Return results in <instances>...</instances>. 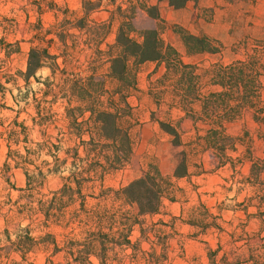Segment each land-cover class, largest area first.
Here are the masks:
<instances>
[{
  "label": "trees",
  "instance_id": "16d2710c",
  "mask_svg": "<svg viewBox=\"0 0 264 264\" xmlns=\"http://www.w3.org/2000/svg\"><path fill=\"white\" fill-rule=\"evenodd\" d=\"M168 1L176 9L186 2ZM143 11L160 21L155 6L146 7ZM69 14L71 19L65 14L68 17L48 29L37 24L39 27L28 40L36 44L27 52L24 70L13 72L7 65L13 60V55L21 53L19 42L10 43L5 37H0V99H4L11 90L8 85L14 86L19 96L14 98V103H22V111L33 106L31 120L34 127L40 128L41 134L57 124L48 113L59 101L63 105V119L66 121V125L58 130L60 137H56V143L49 136L35 144L29 140V128L24 122L13 121L5 132L7 160L16 166L26 164L32 145H46L50 150L55 148L59 151L63 140L74 142V146L65 151L72 158L73 169L62 177L64 183L59 190L47 194L33 193L37 185L40 187L44 183L47 175L61 172L59 162L64 165L65 160L60 161L56 154L52 155L54 165L47 169V173L35 169L29 177L26 170L28 189L22 192H27V202L20 205L16 201L8 212L23 216L28 224L22 227L19 222L13 231L5 228L0 232V262L34 264L29 261L28 255L52 245V255L45 259L44 264H173L169 243L172 235L162 230L170 225L161 221H145L146 216L160 213L164 200L174 201L171 177L150 167L117 189L103 187L104 178L124 169L131 159L136 122L129 98L138 92L137 67L146 62L156 64L150 75L155 78H150L148 82L149 94L154 97L155 104L160 106L166 102L170 109L184 112L193 121L196 131L195 141L190 144L198 147L203 142L205 148L213 150L220 163H224L236 141L227 134V125L240 118L244 111H250L254 120L264 122V41L246 40L236 47L237 57L231 61H218L200 67L184 62L178 51L161 38L158 27L137 30L129 18L122 17L115 42L106 44V48L102 49L109 24L91 20L87 11L81 18L74 12L69 11ZM71 29H76L79 35L72 33ZM178 34L187 55L222 52V46L206 36L184 31ZM83 36L87 49L92 53L88 63L78 62L72 54L78 49V42ZM104 65H107L106 72L100 75L99 70ZM44 68L49 70V75L41 82L36 73ZM158 73H161L160 79L156 78ZM31 78L42 83L44 89H39L40 97L34 93L29 103L28 91L23 88ZM161 79L164 82L159 83ZM196 107L199 108L197 111ZM0 109L12 110L4 102L0 103ZM158 124L171 137L172 145L183 146L178 126L162 121ZM66 136L67 139L64 138ZM13 146L19 150L12 149ZM20 148L24 155L20 154ZM80 149L83 156L79 154ZM186 155L185 150L180 152L172 177L187 175ZM251 171L252 183L256 184L260 172H264V164L253 163ZM96 182L102 188L99 194L83 193ZM259 185L264 187V180ZM88 197L97 202L86 208ZM76 201L78 205L72 217L69 208ZM208 215L196 208L191 212L188 224L200 229V232L212 227L220 230L213 221H206ZM260 215L264 225V212ZM72 220L78 221L82 229L73 239L72 231L66 235L62 247L50 233L33 236L34 224L38 227L59 225L70 228ZM13 222L6 221V224ZM135 227H138L139 236L133 239ZM242 239L239 237L234 242ZM244 245L247 246L246 253L237 251ZM60 252L65 253L67 262L52 260ZM219 252V245L208 250V264H264V237L254 235L245 238L243 245L223 252L218 259Z\"/></svg>",
  "mask_w": 264,
  "mask_h": 264
},
{
  "label": "rangeland",
  "instance_id": "374dc122",
  "mask_svg": "<svg viewBox=\"0 0 264 264\" xmlns=\"http://www.w3.org/2000/svg\"><path fill=\"white\" fill-rule=\"evenodd\" d=\"M153 1L156 0H0V37H5L6 41L10 43L18 41L21 50L20 54L13 55V60L7 64L8 68L12 69L13 72L25 69L27 52L31 46L36 44L30 43L28 40L31 39L36 28L39 27L38 23L44 29H48L65 19V17L70 16L71 19L72 16L69 11L74 12L78 18H81L84 11H87L91 20L109 24L108 34L101 45L102 49L106 48V44L115 42L122 17L129 18L137 30L160 28L163 40L172 44L181 53L183 52V43L178 32L184 31L190 34L205 32L208 37L218 40L222 45L224 44V48L221 54L184 56L186 62L199 63L200 67H206L209 63L216 61L228 62L234 59L237 56L236 47L246 40L264 41V0H186L184 6L177 9L171 6L168 0H158L168 3V6L161 8V17L158 13L160 21L154 20L143 11L146 7H151ZM123 10L124 12H121ZM65 14L68 16H65ZM71 32L79 35L76 29H71ZM48 37H51V35ZM84 39H86L85 36L80 39L78 49L73 51L72 54L78 62L88 63L92 53L87 49V44L84 43L87 41ZM0 56L2 57V55ZM154 68L155 64L153 63H145L137 67L136 82L139 93H135L130 99L131 104L136 107L134 116L136 125L132 134L134 146L131 159L124 169L112 172L104 178V188L117 189L119 186L140 176L150 167H155L164 175H169L180 158L182 148L172 145L171 137L163 132L158 124V121L176 124L180 119V114L178 111L170 109L166 102L157 106L154 97L147 94L149 74ZM106 69L107 65L101 67L99 74H104ZM48 75L49 70L47 68L36 73V77L41 78V82ZM160 77L161 73H158L156 78L160 79ZM154 78L152 77V79ZM160 81L164 82L163 79L159 80V83ZM8 87L11 90L5 94L4 99H0V103L4 102L6 106L12 108V110L0 109V121L2 123L0 125V232L5 228L13 231L19 222H21L22 227L28 224L27 219H23V216L18 217L13 212H8L11 204L16 201L20 205L27 202L26 196L28 194H26V191L22 192L28 189L26 170H28L29 177L35 169L47 173V169L52 168L54 165L53 154H56L60 161L65 160L64 165L59 162L61 172L55 175H47L44 183L40 187L37 185L36 190L33 192L34 194L37 192L47 194L59 190L64 183L62 177L67 176L68 171L73 169L72 158L65 153L68 148L74 146L72 140H63L64 142L59 151L55 148L50 150L46 145L40 147L30 146L31 154L27 157L26 164L22 162L23 164L16 166L14 162L7 160L8 147L5 141V132L13 121L24 122L25 126L29 128L28 138L33 144L41 143L49 136H52L53 142L56 143V137H60L59 128L61 129L66 125V121L63 119V105L59 101L52 106L48 113L50 118L57 124L52 125L51 128L41 134L40 128L38 126L34 127L31 120L34 112L33 106L31 105L28 109L22 111V103L20 105L14 103V98H19L18 90L11 85H8ZM39 89H44L42 83H37L31 78L29 84L23 88L24 91H28L29 103L32 102L34 93L37 97L41 96ZM243 127V123H238L233 125L229 131L232 134L241 135ZM249 128L254 132V135L259 132V128L255 124H252ZM185 129L190 131L191 124L189 123ZM261 133L264 134V127L261 128ZM189 135L188 132L183 139L186 140ZM64 138L67 139L68 136ZM12 149L19 150L15 146ZM20 154H25L21 148ZM71 154L72 151H70ZM79 154L83 156L81 149ZM205 179H208V177H204L203 181ZM219 181V178H214V181L208 179V184H205L211 186ZM99 184V182H96L92 188L83 190V193L96 196L102 189ZM89 186L91 187V185ZM22 196L23 198H21ZM96 202L93 198H86V208L95 205ZM72 204L74 205L69 209L72 211L73 217L78 201ZM179 211V204L171 205L166 201L164 210L166 215L145 217V221L147 223L158 222L159 220L170 222L172 215H179ZM10 220L15 222L6 224V221L10 222ZM32 227L35 228L34 237H41L45 233H50L55 237L59 247H62L65 236L71 231L73 239L82 229L76 220H72L70 228L59 225L38 227V224H34ZM176 228L184 235L189 234L188 228L179 222ZM162 230L166 233L169 231L168 228H162ZM138 236V227H135L133 239ZM52 250V245L48 249L40 248L29 254L28 259L34 264H44L45 259L52 255ZM203 250V245L187 239L185 243L187 261L193 257L204 255ZM14 259L17 258L14 257ZM52 260L56 263L67 262L63 252L54 255ZM94 262L97 263L95 260ZM0 263L4 264V262ZM182 264H188V262Z\"/></svg>",
  "mask_w": 264,
  "mask_h": 264
},
{
  "label": "crops",
  "instance_id": "0c3cea01",
  "mask_svg": "<svg viewBox=\"0 0 264 264\" xmlns=\"http://www.w3.org/2000/svg\"><path fill=\"white\" fill-rule=\"evenodd\" d=\"M145 3L147 4V2ZM151 4V6L157 8L160 17L161 8L168 6V3L158 0L153 1ZM192 35L208 37L205 32ZM210 39L218 42L216 39ZM170 45L173 46L172 44ZM220 45L223 49L224 44ZM177 51L181 55L183 61L186 62L184 56L190 55L186 54L184 46L182 53L179 50ZM197 65H199V63ZM151 74H149L148 79L152 78V76L150 77ZM149 91L150 89L147 87V94L150 93ZM137 93H139V90ZM132 97L129 98V102ZM198 109V107L195 108L196 111ZM173 110L178 111L180 114L179 121L176 124L172 122H170V124L179 127L181 142L183 144L181 148L187 153V175L181 178L172 177L178 160L171 174L164 175L159 170L164 176L171 177L175 191L172 194V196H174V201L164 200L160 213L156 215H166V213H164L166 201L171 205H180L179 215H172L170 222L159 220L170 225L166 228L169 230L167 233L172 235L169 243L170 250L173 251L171 255L173 264H182L185 262H188V264H208L207 253L209 249H216L219 245V259L223 252L236 250L237 247L243 245V243H245V238H252L254 235L264 237V225L261 221L263 217L260 215L264 212V187L259 185V183L264 180V172H260L258 181L254 184L252 183L251 171L253 163L260 164V166L264 164V134L261 133L264 122L254 120L250 111H244L240 118L229 123L227 125V134L236 141L234 149L227 153V161L220 163L216 153L211 149H206L203 142H201V145L198 147L190 144L195 141L196 138L193 121L190 120L184 112L174 108ZM135 112L136 107H134V116ZM189 123L191 124V129L190 131H186L185 128H187ZM238 123L244 124L241 132L242 134L230 133V128ZM252 124H255L259 128L257 135H254V132L249 128ZM188 132L190 135L184 140L183 138ZM204 177H208L211 181H214V178H219L220 181L208 186V179L203 181ZM196 208H198L200 213L206 211L209 214L206 221L208 223L213 221L220 227V230L212 227L205 232H200V229L189 225L188 220L190 219V214L193 210H196ZM178 222L188 228V235H184L177 230L176 225ZM239 237L243 239L240 242H234V240ZM187 239L203 245L204 255L193 257L191 260L187 261L185 251ZM255 242H258V240H255ZM246 249L247 246L244 245L238 248L237 251L246 253Z\"/></svg>",
  "mask_w": 264,
  "mask_h": 264
}]
</instances>
